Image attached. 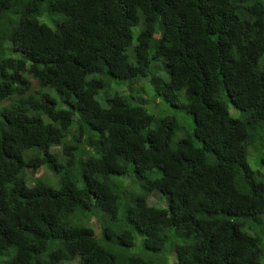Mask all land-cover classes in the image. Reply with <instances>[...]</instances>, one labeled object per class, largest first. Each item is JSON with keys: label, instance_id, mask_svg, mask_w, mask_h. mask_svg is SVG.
Returning a JSON list of instances; mask_svg holds the SVG:
<instances>
[{"label": "trees", "instance_id": "16d2710c", "mask_svg": "<svg viewBox=\"0 0 264 264\" xmlns=\"http://www.w3.org/2000/svg\"><path fill=\"white\" fill-rule=\"evenodd\" d=\"M0 264H264V0H0Z\"/></svg>", "mask_w": 264, "mask_h": 264}, {"label": "rangeland", "instance_id": "374dc122", "mask_svg": "<svg viewBox=\"0 0 264 264\" xmlns=\"http://www.w3.org/2000/svg\"><path fill=\"white\" fill-rule=\"evenodd\" d=\"M57 17H58V15H57ZM42 19L45 20L46 22L50 23L52 27L56 26V22H54V20L52 19L51 16L46 15ZM250 162L253 164L255 163L254 159H250ZM42 173H44V170H43V168H40L35 175L38 176V175H41ZM158 197H159L158 193H153V195L151 197L152 199L150 198V201H154V200L158 199Z\"/></svg>", "mask_w": 264, "mask_h": 264}]
</instances>
